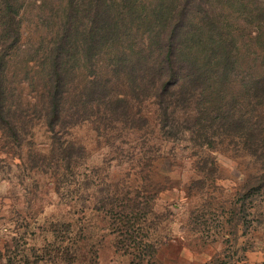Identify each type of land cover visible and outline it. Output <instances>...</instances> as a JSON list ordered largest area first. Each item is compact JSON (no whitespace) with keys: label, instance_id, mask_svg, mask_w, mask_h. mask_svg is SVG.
<instances>
[{"label":"rangeland","instance_id":"374dc122","mask_svg":"<svg viewBox=\"0 0 264 264\" xmlns=\"http://www.w3.org/2000/svg\"><path fill=\"white\" fill-rule=\"evenodd\" d=\"M100 1L19 0L24 37L9 58V112L0 121V264H264V154L249 153L215 119L240 107L264 118V103L247 86L233 92L238 79H251L247 65L264 71V0H210L235 33L243 67L227 81L203 83L214 90L199 107L183 97L169 106L145 87L133 92L135 77L118 65L108 71L118 100L78 114L74 95L90 71L113 67L110 50L71 62L66 113L53 132L46 49L72 2L88 11ZM117 1L132 12L116 47L136 52L156 43L152 26L180 0ZM100 95L87 99L104 103ZM198 114L214 120L211 149L199 124L187 130ZM77 115L87 118L75 123Z\"/></svg>","mask_w":264,"mask_h":264},{"label":"trees","instance_id":"16d2710c","mask_svg":"<svg viewBox=\"0 0 264 264\" xmlns=\"http://www.w3.org/2000/svg\"><path fill=\"white\" fill-rule=\"evenodd\" d=\"M71 5V9L75 6L74 10L66 13L65 21L50 41L44 58L48 67L45 70L47 74L44 77L43 93L47 104V123L53 132L66 113L71 62L76 59L86 58L91 62L95 57L107 55L110 50L113 51L110 55L115 57L112 68L103 71L97 67L87 74L86 81L79 86L73 105L79 108L78 114L81 107L87 114L100 111L102 104L106 107L118 100L112 91L113 84L108 73L114 72L118 65L130 68L129 75L135 77V86L131 85L133 92L145 87L151 96H167L169 106H176V100L181 97L188 104H197L203 94H211L214 90V86L205 88L203 83L218 78H225L224 81H227L229 76L239 75L243 67L239 61L240 49L235 41V33L227 28L224 20L218 18V9L210 0H180L176 6L169 8L168 15L158 19V24L153 25L156 26L154 30L152 26L150 40L152 36L153 40L158 38L156 43L152 44V41L148 50L136 52V48L116 47L120 46V25L125 22V18L130 20L125 13L132 12L131 7H125L117 0H102L94 8L91 5L88 11L86 7H77L75 2ZM20 15L19 0H0V121L7 120L9 112V58L24 37ZM144 17L148 21L153 15ZM155 17L160 18L161 13H157ZM138 19L143 20L142 16ZM83 20L88 25L79 24ZM214 37L217 39L212 43ZM247 66L251 79H238L233 92L245 85L254 92L260 103H264V71L254 73L253 69L257 67L252 64ZM72 74L75 76L74 72ZM76 77H79L78 73ZM100 94L104 96V103L95 97L87 99ZM260 115H257L259 120H254V115L243 112L240 107L225 109L217 113L215 119L225 121L223 132L230 137L241 138L249 153L253 150L257 154L260 148L261 154H264V118ZM77 116L73 117L75 123L87 118ZM79 119L81 120L78 121ZM211 119L212 117H199V114L191 115V126L187 129L194 132L199 127L198 130L204 132L203 146L206 149L213 147V140L209 137L213 128L211 123L214 122ZM9 122L18 133V123L11 119ZM196 125L198 127H192Z\"/></svg>","mask_w":264,"mask_h":264}]
</instances>
